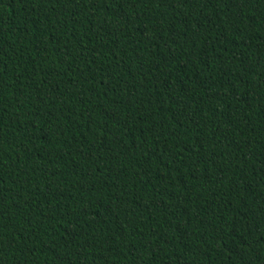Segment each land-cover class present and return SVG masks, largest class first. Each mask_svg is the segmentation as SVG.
<instances>
[{"label":"trees","instance_id":"16d2710c","mask_svg":"<svg viewBox=\"0 0 264 264\" xmlns=\"http://www.w3.org/2000/svg\"><path fill=\"white\" fill-rule=\"evenodd\" d=\"M0 264H264V0H0Z\"/></svg>","mask_w":264,"mask_h":264}]
</instances>
